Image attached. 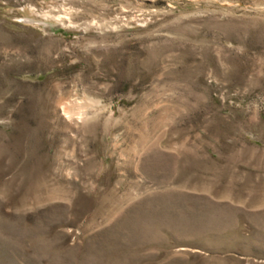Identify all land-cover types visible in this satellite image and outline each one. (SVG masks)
Segmentation results:
<instances>
[{"label": "rangeland", "instance_id": "obj_1", "mask_svg": "<svg viewBox=\"0 0 264 264\" xmlns=\"http://www.w3.org/2000/svg\"><path fill=\"white\" fill-rule=\"evenodd\" d=\"M0 264H264V0H0Z\"/></svg>", "mask_w": 264, "mask_h": 264}]
</instances>
